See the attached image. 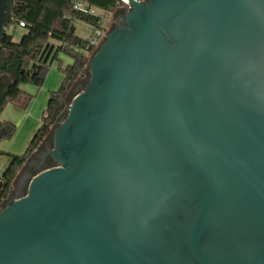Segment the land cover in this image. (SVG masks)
<instances>
[{"label": "water", "instance_id": "obj_1", "mask_svg": "<svg viewBox=\"0 0 264 264\" xmlns=\"http://www.w3.org/2000/svg\"><path fill=\"white\" fill-rule=\"evenodd\" d=\"M128 3L0 209V264H264V0Z\"/></svg>", "mask_w": 264, "mask_h": 264}, {"label": "trees", "instance_id": "obj_2", "mask_svg": "<svg viewBox=\"0 0 264 264\" xmlns=\"http://www.w3.org/2000/svg\"><path fill=\"white\" fill-rule=\"evenodd\" d=\"M13 18L7 28L19 27L23 23L25 33L19 42L5 31L0 42V115L7 103L21 95V85L41 87L49 65L58 54L72 59V64L63 70V81L55 92H51L47 106L41 116V126L35 133L27 150L21 156L4 153L9 164L0 177V203L11 190V185L29 156L44 142L51 128L57 123L64 109L63 99L69 86L82 74L85 57L93 51L86 41L75 35V21L96 25L92 17L71 11L72 0H14ZM89 5L105 14L118 8L117 0H87ZM6 28V29H7ZM16 127L0 121V143L10 141Z\"/></svg>", "mask_w": 264, "mask_h": 264}, {"label": "crops", "instance_id": "obj_3", "mask_svg": "<svg viewBox=\"0 0 264 264\" xmlns=\"http://www.w3.org/2000/svg\"><path fill=\"white\" fill-rule=\"evenodd\" d=\"M50 74L52 72L47 75L41 88L37 89L30 85L20 87L21 95L18 99L10 101L5 106L0 115V121L13 124L16 127V133L10 141L0 143L2 152L21 156L27 150L35 133L41 126V122L38 119L41 110H43L45 103L47 106L50 93L55 92L57 86H60L63 81L58 74L53 75V80H50ZM35 154L34 151L28 159ZM8 164L9 158L7 156L0 157V177Z\"/></svg>", "mask_w": 264, "mask_h": 264}, {"label": "rangeland", "instance_id": "obj_4", "mask_svg": "<svg viewBox=\"0 0 264 264\" xmlns=\"http://www.w3.org/2000/svg\"><path fill=\"white\" fill-rule=\"evenodd\" d=\"M121 9H115L111 14H106V20L105 23L102 25V30H103V35L108 33L110 30H112L115 25H114V19L115 16L120 14ZM125 14V12H124ZM96 25L84 22V21H75L74 23V29H75V35L86 41L93 33V31L95 30ZM7 33H11L13 35V40L15 42H19L21 36L25 33V31L19 27H12V28H7L6 29ZM96 51V48L93 49V51L89 54L86 55L85 57V66L83 69L82 74H80L76 80L69 86L66 95L63 99L64 102V109L61 112V116L59 118V121L61 119L64 118L65 116V110L68 108V106L71 104L72 99L74 98V96L78 93H80L84 87V85L87 83L88 80V70H87V64L89 62V60L91 59L93 53ZM72 64V59L68 58L67 56L63 55V54H58L56 60H54L48 67L47 73H46V77L47 75L52 72V74H50V80H53V75L55 76V74H58L62 77V80L64 78L62 70L67 66V65H71ZM45 77V79H46ZM45 82V80H44ZM44 82L42 84V86L44 85ZM23 85H21L20 87H22ZM32 86V85H30ZM41 86V87H42ZM59 86V85H58ZM58 86L56 89H58ZM35 87V86H33ZM41 87H36L41 88ZM46 108V103L45 106L43 108V110H41L40 114H39V121L41 122V116L44 112ZM63 117V118H62ZM53 128H51V130L49 131V134L46 137L47 143L51 144V136L53 133ZM53 166V162L51 160H46L44 161L42 164L32 168L31 172L32 174H29L28 179H30L32 177L33 174H35L37 171L43 169V168H47V167H52ZM27 184L26 183L24 185V187L20 190L16 189L17 187L15 185H13V187L11 188V191H9V193L7 194V197H11V198H15V197H20L26 194L27 191ZM5 205V199L0 203V209Z\"/></svg>", "mask_w": 264, "mask_h": 264}, {"label": "built area", "instance_id": "obj_5", "mask_svg": "<svg viewBox=\"0 0 264 264\" xmlns=\"http://www.w3.org/2000/svg\"><path fill=\"white\" fill-rule=\"evenodd\" d=\"M137 3H141L144 0H133ZM118 9L127 11L129 8L128 0H117ZM71 11L75 14L92 17L96 21V28L93 31L92 35L86 40L88 46L93 49L97 48L104 39L105 34L103 35L102 25L105 23L106 14L93 8L89 5L87 0H72ZM19 28H22L24 25L22 22H18Z\"/></svg>", "mask_w": 264, "mask_h": 264}, {"label": "flooded vegetation", "instance_id": "obj_6", "mask_svg": "<svg viewBox=\"0 0 264 264\" xmlns=\"http://www.w3.org/2000/svg\"><path fill=\"white\" fill-rule=\"evenodd\" d=\"M120 11H121V13L116 15L115 19H114L115 27L123 25V18H124V12L125 11L122 9ZM50 148H51V144L47 143V140L44 141L38 147L36 154L29 159L27 165L22 169V171L18 175L17 179H14L13 185H15L17 187L16 189L20 190L24 187V185L28 181L29 174H32V172H31L32 168L42 164L46 160H49L45 156H46L47 151ZM10 199H12V198L6 196L5 202L9 201Z\"/></svg>", "mask_w": 264, "mask_h": 264}]
</instances>
